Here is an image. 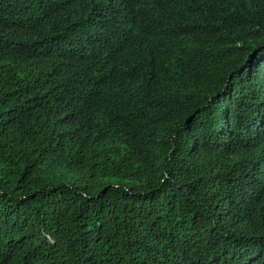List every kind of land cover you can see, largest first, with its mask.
I'll use <instances>...</instances> for the list:
<instances>
[{
  "label": "trees",
  "instance_id": "trees-1",
  "mask_svg": "<svg viewBox=\"0 0 264 264\" xmlns=\"http://www.w3.org/2000/svg\"><path fill=\"white\" fill-rule=\"evenodd\" d=\"M0 264H264V0H0Z\"/></svg>",
  "mask_w": 264,
  "mask_h": 264
}]
</instances>
